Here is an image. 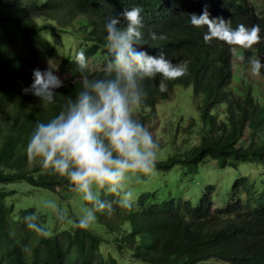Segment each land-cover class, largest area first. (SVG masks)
Masks as SVG:
<instances>
[{
  "label": "trees",
  "instance_id": "obj_1",
  "mask_svg": "<svg viewBox=\"0 0 264 264\" xmlns=\"http://www.w3.org/2000/svg\"><path fill=\"white\" fill-rule=\"evenodd\" d=\"M3 2L0 264H264V92L233 71L264 64V0L258 12L252 0H31V15ZM49 46L67 74L52 88L40 64ZM177 86L199 100L189 125L199 141L145 160L144 123ZM133 137H146L138 153ZM69 141L85 145L78 160ZM122 166L136 169L141 189L156 180L148 172L173 167L192 188L154 198L168 187H148L127 209L118 180L89 197L79 190L97 168ZM222 189L232 196L212 207ZM78 204L108 234L85 225Z\"/></svg>",
  "mask_w": 264,
  "mask_h": 264
},
{
  "label": "rangeland",
  "instance_id": "obj_2",
  "mask_svg": "<svg viewBox=\"0 0 264 264\" xmlns=\"http://www.w3.org/2000/svg\"><path fill=\"white\" fill-rule=\"evenodd\" d=\"M5 1L6 0H4V2ZM8 1L11 2L12 6L17 5V6L23 7L24 9H26L28 6V9L31 12L30 15L32 13L35 14V12H37L36 9H34L32 6L29 5V2L31 0H8ZM4 2H3V6H5ZM251 7H252L253 12H258L263 7V0H252ZM51 40L52 39H49V41H46V42H55L61 39H57L55 41H51ZM50 46L43 53L42 59L40 62L42 77H43V85L46 88L54 87V85L57 82L63 83L67 77V74L61 73L58 68V65L60 62V53H57V52L61 50L60 47H50ZM65 51H67V49H65ZM241 60H242L241 55H239L235 59L236 62H241ZM93 66H96V64H93ZM233 71L239 74L241 77H243L242 80L238 79L240 83L243 84L249 81V83L254 84L255 89L258 90V93L262 94V92H264V64L262 65L261 68H254L250 66L244 67V66L235 65L233 66ZM256 82H259V83L256 84ZM237 83L238 82L236 79L232 80V84H237ZM255 95H259V94L256 93ZM194 98L195 97H193L191 87L177 86L170 93L167 100H161L160 102L156 104L155 109L152 110L153 112L152 118H150V121H147L144 123L145 124L144 129L147 132V140L148 139L153 140L152 144L149 146L148 151H147L149 152L148 158L146 159L144 158L145 160L152 161L158 158L166 159L168 158L170 154H173L178 150H183L184 146L188 145V142L189 144H193L199 141L198 131H196L195 128H191V126H189L191 124L190 123L191 118L196 116L198 113L197 106H198L199 100L194 99ZM130 111L133 112V114L135 115L139 114L138 113L139 111L136 110L135 104H131ZM108 114L110 115V113ZM105 115L106 113L101 115V120L103 124L106 121L104 118ZM108 121L111 123L113 122L112 115H110V117L108 118ZM145 138L143 137L141 139L138 137H133L129 140L128 144L132 143V144H136V146H141L136 149H133L136 153H138V151L140 149L142 150V148L144 147V144L146 141ZM69 143L72 146L73 152L78 160L79 154L84 152L85 145L76 143V141H73V143L69 141ZM117 146L120 147V145H117ZM145 147H146V144H145ZM158 147L159 149H157ZM213 163L214 161L211 160L210 164L212 165L206 171H209L212 169L216 170L215 169L216 167L215 168L213 167L214 165ZM111 167H115V166L113 165ZM250 168H252L254 172L257 170V168L255 167H250ZM202 169L205 170L204 165L202 166ZM110 171H107L105 168H97L95 171H93L89 175V177H87L85 180H83L80 183L79 190L83 192L89 191V193L85 195L86 197H89L91 196L90 192L100 191L102 186H105L106 189H110L112 187V182L115 180H118V182L119 181L121 182V185L119 187L120 189L119 199L121 200L119 207L121 206L122 209H127L129 207L131 208L136 207L134 200L136 199L139 193L146 192V189H148V187L157 188L159 185L161 187H159L158 190L166 189L168 187V191L166 192L160 191L157 195H151V197H154V198L155 197L167 198L168 196H173L174 189H177V188L182 189V190L192 188V185H189V184L182 185V182L186 180V177H183V175L181 174V171L178 170V168L176 167H173L169 171H167V172H180L176 176H171L167 172L164 175V174L159 173L158 170H155L154 174H149L148 172L146 177H149V179H153V180L156 179V180L150 183L151 184L150 186L149 185L144 186L143 188L145 189L139 188L140 185L144 184L143 183L144 180L140 179L141 177L136 176V173L138 172H135L134 174V171H136V169L131 168V167L125 168L124 166H122L118 172L116 171L110 172ZM148 171H152V170H148ZM227 171L229 172L230 170L226 168V170L223 171L222 173H217V175L213 177L214 179L210 177V175H207L206 180L208 181L209 177L212 178L211 181L219 180L222 178H227L228 174L225 175ZM231 174L232 173H230V177H231ZM199 176L202 177V179L200 180L204 181L205 178H203L202 174H200ZM160 181L162 182L161 185L159 184ZM169 182H174V183L172 185H169ZM227 183L230 184V181L228 180ZM113 187H116V186L113 185ZM77 191L78 190L76 189L75 193ZM128 191H131V192L128 194ZM221 191L222 192L212 193L211 195L212 207H215L220 204L225 205L226 203H224V201L222 202L221 198L223 197L225 200L228 199L229 201L230 197L232 196L227 189H222ZM31 195L32 194H29V193L26 195L25 193L24 196L31 197ZM51 196H54V195L51 194ZM56 196H58L59 198H62L59 195V193H57L55 194V199L53 200H57ZM238 196L239 194L237 195L235 194L233 198H237ZM53 204L54 203L52 204L49 203L46 205V207L49 210H51L52 214L58 215L57 206ZM74 209H75L76 215L82 216L83 217L82 220L84 224L87 225L90 229L102 235H105L106 232L108 234V230L106 228H103L102 226L97 227L98 222H97L96 216L89 217L86 215V213H82L81 207L79 204L76 207H74ZM65 216H69V215H65ZM52 224H54V222L50 223L51 226ZM55 224L57 223L55 222ZM106 250H107L106 248L103 249V251H106ZM135 264L137 263L135 262Z\"/></svg>",
  "mask_w": 264,
  "mask_h": 264
},
{
  "label": "clouds",
  "instance_id": "obj_3",
  "mask_svg": "<svg viewBox=\"0 0 264 264\" xmlns=\"http://www.w3.org/2000/svg\"><path fill=\"white\" fill-rule=\"evenodd\" d=\"M239 55H237V57H238ZM242 56V55H241Z\"/></svg>",
  "mask_w": 264,
  "mask_h": 264
}]
</instances>
